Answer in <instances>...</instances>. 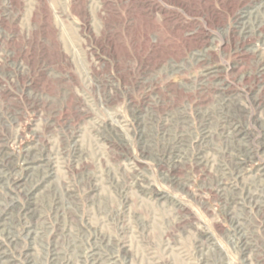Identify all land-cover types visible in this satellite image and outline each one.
Masks as SVG:
<instances>
[{
  "label": "rangeland",
  "instance_id": "1",
  "mask_svg": "<svg viewBox=\"0 0 264 264\" xmlns=\"http://www.w3.org/2000/svg\"><path fill=\"white\" fill-rule=\"evenodd\" d=\"M0 264H264V0H0Z\"/></svg>",
  "mask_w": 264,
  "mask_h": 264
}]
</instances>
